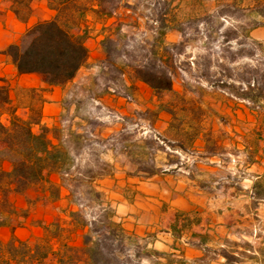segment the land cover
<instances>
[{
	"label": "rangeland",
	"instance_id": "obj_1",
	"mask_svg": "<svg viewBox=\"0 0 264 264\" xmlns=\"http://www.w3.org/2000/svg\"><path fill=\"white\" fill-rule=\"evenodd\" d=\"M1 1L0 14L5 13L2 12ZM231 1H173V12L177 14L185 36L178 29H171L166 35V40L171 43L184 41L185 44L181 53L174 55L177 62L173 76L174 89L164 92L160 97L154 95L146 83L138 80L135 81V87L124 88L122 80L124 79L126 84L131 81L127 76L120 75L111 63L104 61L105 55L100 40L104 35L111 33L115 25H119L124 36L120 39L121 53L115 58V63L122 65L149 57L148 49L152 35L159 26L156 19L164 11L162 0H122L113 16L105 19L87 14L84 23L89 30V57L76 79L62 88H43L39 84L40 78L35 74L8 73V78H2L10 83L12 98L20 105L18 112L23 116L28 114L24 105L30 100L40 103L41 97H44V112L45 105L49 106L47 103L56 102L51 99V95L54 92L60 94V103L48 109V115L56 118L51 120L49 116L44 118L42 115V122L50 127L57 125L84 134L85 140L79 155L82 171L89 169L92 174H103L101 178L117 172L119 175L126 173L131 178L142 180L153 172H159L166 162L177 160L178 154L169 149H173L178 143L167 141L166 136L176 139L198 134L201 153L194 156L197 160V164L194 163L192 168L195 176L209 185L219 187L232 184L241 188V193L246 194L243 198L246 199L252 196L249 189L252 188L250 180L253 174V171L247 170L249 166L246 163H264V103L252 108L253 104L249 101L233 96L227 90L206 80V77L215 79L226 76L228 71L221 69L218 64L222 60L227 62L233 76L245 70V66L257 65L264 69L262 41L260 46H246L250 53L246 50V53L239 54L232 61L228 62L225 57L217 60L219 55H223L218 46L221 40V36L216 37L218 33L227 26L242 24L248 27L251 20L258 18L255 14L253 17L249 11L233 8L226 10L223 4ZM251 2L252 0H244V5ZM85 3L86 0H77L70 3L69 9L74 12ZM32 6L28 21L9 23V28L17 40L29 25L50 19L57 13L48 6L47 0H33ZM217 10H222V15L208 25L201 21L188 20L190 16L206 12L216 13ZM207 26L214 28L212 36L206 30ZM101 34L103 36L99 39ZM231 44L233 51L240 47L235 41ZM112 94L116 96L113 97ZM3 118L6 120L7 116L4 115ZM168 121H171L169 128ZM34 129L38 130V126ZM206 154L217 156L206 159ZM219 158L221 161H218ZM207 166L215 169L208 171ZM52 178L59 180L57 174H53ZM98 182L99 179L95 183ZM67 186L70 190L74 189V194H71L68 188H63L61 197L55 201L45 198L41 186L10 194L18 210L11 222L16 227L26 229V239L34 240L41 235L42 226H49L54 230L55 224H60L63 229L62 236L79 241L81 229L74 227L69 215L70 210H79L84 218L93 220L101 214V208L108 207V202L111 204L108 192L102 189L104 203L99 204L83 193L87 188L85 185L78 188L70 184ZM261 202L264 201L255 204L252 198V213L243 219V228L247 233L254 236L261 234L264 237V205L256 210ZM234 206V210L239 208L238 205ZM24 212L27 213L26 217L23 216ZM255 213H259L260 217ZM137 239L140 244L145 243L144 240ZM241 245L243 249L249 248L245 243ZM237 260L241 264H255L257 255L246 252ZM154 261L143 260V264H155ZM46 263L56 264L55 256H48Z\"/></svg>",
	"mask_w": 264,
	"mask_h": 264
},
{
	"label": "trees",
	"instance_id": "obj_2",
	"mask_svg": "<svg viewBox=\"0 0 264 264\" xmlns=\"http://www.w3.org/2000/svg\"><path fill=\"white\" fill-rule=\"evenodd\" d=\"M76 1L47 0L48 6L57 11L56 15L29 25L18 40L3 50L19 74L37 75L45 83V89L64 86L73 80L86 63L89 57V30L84 18L87 14L94 18H110L122 0H86L84 5L73 12L69 5ZM162 1L164 11L156 19L159 26L152 35L149 57L139 62H126L122 65L115 63V58L121 53L120 39L124 36L119 25H115L111 33L100 40L104 61L111 63L120 75L127 76L131 81L126 84L123 79V87L132 88L136 80L142 81L157 97L173 91V76L177 65L174 55L181 53L185 44L184 41L171 43L166 40L171 29H178L184 36L185 32L177 14L173 12L174 0ZM32 2L2 0L1 9L2 12H13L18 20L26 22L32 14ZM223 5L229 11L233 8L249 11L252 15L264 14L263 2L251 6L244 5L243 0H232ZM222 12L217 10L216 13L196 14L188 20L208 25L218 20ZM262 23L254 18L248 27L242 24L225 27L216 36H221L218 46L223 51L217 60L225 57L229 62L239 54L246 53V46H260L262 42L251 35V29ZM206 30L212 36L214 28L207 26ZM232 41L240 45L236 51L231 50ZM247 53L250 51L247 50ZM223 61L218 64L221 69L228 71L226 76L215 79L206 77L207 82L249 101L253 104L252 108L263 105L264 69L257 65L245 66V70L233 76L227 62ZM40 100V103L30 100L24 105L28 109L27 116L21 115L18 112L20 105L12 98L10 83L0 77V228L11 226L12 229L9 240L4 242L0 239V264H47L46 259L50 255L55 256L56 264H143V260L153 259L155 264H162L159 257L164 252L149 246L146 237L128 231L122 221L117 219L115 208L109 202L108 207L101 208V214L93 220L84 218L79 210H70L74 227L81 229L79 241L62 236L60 224H55L54 230L42 226L43 233L34 240L22 239L15 234L16 226L11 221L18 210L10 198L12 192L21 193L34 186H41L45 198L55 201L61 197L62 189L68 188V184L76 188L85 185L87 188L83 193L99 204L104 203V192L95 183L103 174H92L89 169L82 171L79 166L84 134L43 123V104L46 100L44 97ZM4 115L7 116L6 120ZM35 126H38V130L34 129ZM53 174L58 175V181L53 180ZM251 191L255 204L264 200V175L253 181ZM72 192L74 194V189L70 190ZM23 216L26 217L27 213L24 212ZM137 238L145 243L140 244ZM244 243L253 251L251 242ZM224 253L229 261L237 260L233 250Z\"/></svg>",
	"mask_w": 264,
	"mask_h": 264
},
{
	"label": "crops",
	"instance_id": "obj_3",
	"mask_svg": "<svg viewBox=\"0 0 264 264\" xmlns=\"http://www.w3.org/2000/svg\"><path fill=\"white\" fill-rule=\"evenodd\" d=\"M257 2L264 3V0H252L249 5ZM257 16L263 23L251 29V35L264 42V14ZM11 21L20 22L11 11L0 14V77L7 78L8 73L19 74L3 51L8 44L17 40L9 28ZM99 36L101 39L103 35ZM39 84L45 86L40 79ZM58 87L62 88L53 86L55 89ZM51 99L56 102L47 103L49 106L45 105L43 115L53 120L56 116L48 115V109L57 106L61 96L54 92ZM170 123L167 122L168 128ZM166 138L177 141L176 147L169 150L176 152L178 158L174 162H166L159 172H153L142 180L131 178L126 173L119 175L118 172L99 179L98 187L108 192L116 217L128 231L146 237L150 246L164 252L159 257L162 264H241L238 260L229 261L224 253L226 250H233L237 258L246 252L256 253L255 264H264V237L261 234L254 236L243 228V219L252 213L253 197L250 195L244 199L246 194L232 184L217 187L195 176L192 168L197 160L194 156L201 153L198 134L186 138ZM215 156L217 154H206L205 158ZM218 161H221L220 158ZM246 164L249 166L247 170L253 171L250 180L252 186L255 179L264 175V163L252 161ZM206 169L211 171L215 168L207 166ZM234 205L239 208L234 210ZM262 205L264 202L256 210ZM255 215L260 217L259 213ZM14 232L19 238L26 239V229L23 227H16ZM11 235V226L0 228L2 241L6 242ZM247 240L256 244L253 251L242 248L241 244Z\"/></svg>",
	"mask_w": 264,
	"mask_h": 264
}]
</instances>
